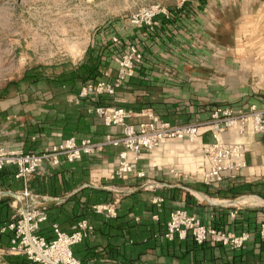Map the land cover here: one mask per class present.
<instances>
[{"label": "crops", "instance_id": "0c3cea01", "mask_svg": "<svg viewBox=\"0 0 264 264\" xmlns=\"http://www.w3.org/2000/svg\"><path fill=\"white\" fill-rule=\"evenodd\" d=\"M164 6L169 16L159 15L154 29L136 28L129 20H116L110 48L105 52L108 80L117 70L113 57L126 45H136L144 58L136 75L118 89L109 101L112 104L105 106L133 110L134 124L145 119V110L183 124L207 119L217 106L264 107V0H165ZM114 37L119 42H113ZM94 41L98 43L96 38ZM108 132L120 134L118 128ZM211 139V132L204 130L195 142L172 139L141 154L137 168L146 177L133 174L129 181L143 184L152 180L161 185L156 190L142 188L144 197L157 210L165 206L166 228L163 232L156 225L160 234L141 244L126 241L118 264H264V242L257 233L264 219V134L253 137L246 155L247 166L236 179L228 178L208 188L200 179L198 167L204 160L203 146ZM223 139L234 141L239 134L230 130ZM59 141L57 138L54 142ZM121 150L108 147L92 157L93 161L86 165L91 187H118L104 181L115 178ZM233 182L253 183L258 186V194L232 198L226 189ZM177 208L187 209L213 227L249 231L250 240L239 249L211 242L197 245L190 235L169 240L165 236L167 223ZM147 219L157 223L159 214L145 210L135 217L137 222Z\"/></svg>", "mask_w": 264, "mask_h": 264}, {"label": "built area", "instance_id": "2783aa9c", "mask_svg": "<svg viewBox=\"0 0 264 264\" xmlns=\"http://www.w3.org/2000/svg\"><path fill=\"white\" fill-rule=\"evenodd\" d=\"M159 15L169 16V11L164 5H140L131 12L129 22L136 28L154 29ZM113 42H119L118 37H114ZM143 58L136 45H126L121 53L113 57L117 65L113 79L108 80L110 71H107L104 79L83 85L70 101L80 104L92 96L116 95L118 89L136 75ZM88 112L98 116L108 128H118L120 134L110 132L100 141L70 137L36 152H25L21 147L0 145V170L15 167L16 177L26 182L45 162H50L51 165H58L62 159L75 162L85 155H97L108 147H121L114 176L123 180L133 174L145 178V172L137 168L142 153L153 151L172 139L195 142L200 138L202 131L209 130L212 139L203 146L204 160L198 170L203 183L217 186L225 179L237 178L240 171L247 166L246 155L253 137L264 134V107L257 104H251L247 108L235 105L217 106L211 110L207 119L183 124L165 120L152 110H145L142 113L145 119L138 124L131 122L136 113L123 107L96 105L89 107ZM230 130L236 131L239 139L224 140V133ZM160 186L152 180L141 184V187L147 190H156ZM111 190L114 192L115 201L97 204L93 208L99 213L113 217L116 215V205L120 199L135 188L124 186L113 187ZM11 193L16 194L12 202L14 213L3 231H13L14 237L9 249H0V255H25L32 263L40 264H81L74 255L73 247L91 235L92 226L83 220L72 232L67 233L54 225L56 238L48 240L39 233L41 226L47 221L43 205L47 200L60 202L61 198L40 196L26 188ZM257 233L264 242V219ZM189 235L197 245L211 242L232 249L242 248L251 237L249 231L236 232L207 225L185 208L173 210L167 223L166 238L186 239Z\"/></svg>", "mask_w": 264, "mask_h": 264}, {"label": "trees", "instance_id": "16d2710c", "mask_svg": "<svg viewBox=\"0 0 264 264\" xmlns=\"http://www.w3.org/2000/svg\"><path fill=\"white\" fill-rule=\"evenodd\" d=\"M109 48V43L100 45L92 42L84 58L77 63L64 60L53 64H33L25 69L19 79L0 87V137L4 136L11 141L10 144L0 145L36 152L48 147L57 138H90L100 141L110 133V128L98 116L89 113L88 108L111 105L109 101L112 95L92 96L80 104L70 101L83 85L105 78L109 68L105 52ZM7 101V105H3ZM4 133L6 135H1ZM93 156L85 155L75 162L62 159L58 165L45 162L26 182L16 177L15 167H6L0 170V192H18L26 188L40 196L61 198L60 202L47 200L44 203L47 221L41 226L40 235L53 240L56 238L54 225L61 231L70 233L80 221L86 220L93 232L73 247L75 257L81 264H104L106 261L118 264L122 261L121 247L126 241L141 244L145 239L158 236L160 232L155 230L156 225L165 231L166 208L163 206L157 210L144 197L146 193L141 184L130 182L129 178L123 180L115 177L104 182L118 187H133L135 190L124 195L117 203L115 217L97 212L93 208L95 205L113 203L115 197L112 190L90 186V173L86 165L93 161ZM85 184L88 185L84 186ZM221 184L222 182L219 185ZM205 186L208 187L206 184ZM257 189L258 186L253 183L233 182L227 187L226 194L235 198L244 194H258ZM207 192L213 194L211 191ZM13 201L14 197L11 195L0 197L2 250L10 248L14 237L13 231H3L14 213ZM145 210L158 213L159 221L153 223L147 219L137 222L135 217ZM2 261L6 264H40L32 263L25 255L9 253L2 255Z\"/></svg>", "mask_w": 264, "mask_h": 264}, {"label": "rangeland", "instance_id": "374dc122", "mask_svg": "<svg viewBox=\"0 0 264 264\" xmlns=\"http://www.w3.org/2000/svg\"><path fill=\"white\" fill-rule=\"evenodd\" d=\"M221 1L245 0H208ZM157 3L165 0H0V87L33 64L79 62L95 38L109 43L116 20H129L140 5ZM10 143L0 137V144ZM0 264H6L2 255Z\"/></svg>", "mask_w": 264, "mask_h": 264}, {"label": "water", "instance_id": "95a60500", "mask_svg": "<svg viewBox=\"0 0 264 264\" xmlns=\"http://www.w3.org/2000/svg\"><path fill=\"white\" fill-rule=\"evenodd\" d=\"M6 195H11V196H13V197L16 196V194L11 193L10 191H6V192H1V193H0V197H1V196H6Z\"/></svg>", "mask_w": 264, "mask_h": 264}, {"label": "bare ground", "instance_id": "6f19581e", "mask_svg": "<svg viewBox=\"0 0 264 264\" xmlns=\"http://www.w3.org/2000/svg\"><path fill=\"white\" fill-rule=\"evenodd\" d=\"M249 201V200H248Z\"/></svg>", "mask_w": 264, "mask_h": 264}]
</instances>
